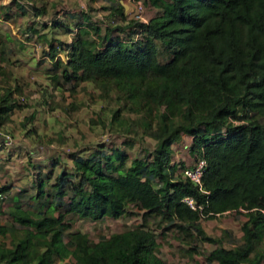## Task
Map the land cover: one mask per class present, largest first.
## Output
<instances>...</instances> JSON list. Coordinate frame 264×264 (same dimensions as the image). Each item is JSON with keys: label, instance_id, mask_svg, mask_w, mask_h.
<instances>
[{"label": "trees", "instance_id": "1", "mask_svg": "<svg viewBox=\"0 0 264 264\" xmlns=\"http://www.w3.org/2000/svg\"><path fill=\"white\" fill-rule=\"evenodd\" d=\"M108 1V21L94 23L84 12L59 14L81 23L76 30L64 26L71 43L48 42L52 78L58 85L73 83L72 92L86 83L115 97L122 107L113 124L126 125L123 111L138 116L156 148L133 161L123 149L131 143L98 159L78 157L74 173L57 177L56 205L44 193L43 179L32 198L36 208L26 209L14 197L12 226L0 225V264H166L149 218L192 237L194 223L231 213L246 219L241 243L228 249L200 231L203 242L218 246L206 261L264 264V0H144L156 11L147 23L127 16L123 0ZM16 7L27 14L20 2ZM4 11L12 18L9 8ZM33 11L47 14L35 5ZM47 28L54 33L63 23ZM28 32L31 39L39 34L36 27ZM4 47L0 34L1 54ZM57 51L67 60L56 59ZM6 73L0 63V78ZM14 95H0V124L23 109ZM184 136L192 140L195 162L207 163L202 190L172 164L173 146ZM8 192L2 187L0 198ZM132 207L143 213V223L98 242L68 222L71 214L119 220L130 217Z\"/></svg>", "mask_w": 264, "mask_h": 264}, {"label": "rangeland", "instance_id": "2", "mask_svg": "<svg viewBox=\"0 0 264 264\" xmlns=\"http://www.w3.org/2000/svg\"><path fill=\"white\" fill-rule=\"evenodd\" d=\"M16 2L26 7V15H21ZM121 2L134 18L139 17L145 23L156 15L155 10L142 4L144 0ZM34 5L46 8L47 14L34 16ZM112 5L108 0H0V34L5 39L0 63L7 72L6 77L0 78V95L12 90L15 100L23 107L0 124V189L9 188L8 194L0 198L1 226H12L10 209L14 206V197H18L26 209L38 206L32 198L38 193L40 179L46 181L44 193L56 205L57 177L62 172L74 173V161L78 157L98 159L111 148L123 147L125 143L133 146L123 147L130 161L155 150L156 142L144 134L138 116L123 111L121 118L126 120V125L120 128L118 123L113 124L114 112L122 107L115 97L107 99L97 86L86 83L78 85L72 92L73 83L65 84L61 80L58 85L52 78V63L46 54L51 52L48 42L56 38L71 43L73 36L64 26L68 24L76 30L81 23L79 19L71 16L64 19L59 14L75 16L84 12L92 16L94 23L108 21L109 13L103 8ZM5 8H9L12 18H6ZM56 20L63 23V28H57L53 33L47 27ZM35 27L39 34L31 39L28 30ZM44 34L47 41L41 38ZM56 55V59L67 60L64 53L57 51ZM1 58L5 61L2 62ZM160 59L165 62L164 57ZM191 146V138L185 136L173 146L172 164L178 166L177 175L182 179L183 170L195 163ZM44 201L43 198L38 202ZM130 210V217L119 220L106 218L93 222L71 214L68 222H72L73 231L86 233L98 242L101 238L141 225L143 213L133 207ZM160 221L159 218H149L148 226L157 236L160 245L157 254L166 264H208L206 259L218 246L203 242L200 231L211 238L221 239L224 247L229 249L233 242L241 243V228L246 219L232 213L214 220L202 219L194 223L192 237L184 236L174 227L164 230L168 225L160 224ZM5 242L10 245L11 238Z\"/></svg>", "mask_w": 264, "mask_h": 264}, {"label": "built area", "instance_id": "3", "mask_svg": "<svg viewBox=\"0 0 264 264\" xmlns=\"http://www.w3.org/2000/svg\"><path fill=\"white\" fill-rule=\"evenodd\" d=\"M139 10L142 11V8L139 6ZM207 168V163L205 160H198L194 163L193 166L186 168L183 171L184 177L192 182L195 186L199 187L202 190L203 185V176L205 174V170ZM186 204H188L193 210H196L197 207L195 202L191 198H186L184 200Z\"/></svg>", "mask_w": 264, "mask_h": 264}, {"label": "crops", "instance_id": "4", "mask_svg": "<svg viewBox=\"0 0 264 264\" xmlns=\"http://www.w3.org/2000/svg\"><path fill=\"white\" fill-rule=\"evenodd\" d=\"M124 8H125V12H126L127 16H129L130 18H134V14H132V13L129 11V9H127L125 6H124Z\"/></svg>", "mask_w": 264, "mask_h": 264}]
</instances>
